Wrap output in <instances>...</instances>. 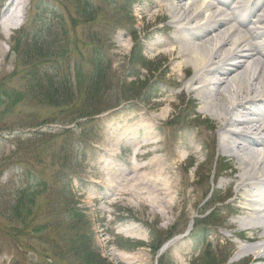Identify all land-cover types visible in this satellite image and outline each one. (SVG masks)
<instances>
[{
    "label": "rangeland",
    "instance_id": "obj_1",
    "mask_svg": "<svg viewBox=\"0 0 264 264\" xmlns=\"http://www.w3.org/2000/svg\"><path fill=\"white\" fill-rule=\"evenodd\" d=\"M9 1L0 0V21ZM132 1L135 3H132L129 14L126 6ZM23 2L26 6L24 22L11 29L8 38L3 36L0 25V91L25 90L23 78L26 67L19 65L11 49L16 34L20 29L27 28L35 9L45 4L51 5L62 15L64 23L68 22L72 12L70 5L62 12L64 0ZM165 2L95 0L98 12L90 31L101 36L105 42V56L111 67L109 109L70 124L58 117L60 114L57 109L40 106L38 102L27 98L14 103L3 117L6 130H3V136L0 135V189L5 191V199L0 198V209L5 208V212L0 217V264H45L57 249L63 250V239L68 227L64 211L61 213V222L52 228L49 227L48 216L37 217L27 225L9 215L12 200L10 190L19 187L18 179L14 184L16 174L37 183L39 180L44 182L45 192L36 200L34 209L39 205L41 211H50L49 207L52 206L66 210L70 200L69 191L83 213L84 220L91 225L94 250L110 264H155L157 252L152 254L145 247L128 252L123 249L125 244L121 241L149 243L150 228L166 232L164 236L171 235L174 238L165 251L173 264H201L202 256L207 254L215 257V264H264L263 260L237 262L239 245H247L235 238L231 230L222 227L223 223L231 224L237 220V217L230 215L232 210L237 209L238 202L235 204L232 198L226 201L228 197L223 196L228 181L223 174L234 171L236 165L229 158L218 154V122L206 112L199 111L197 97L194 94L187 96L185 91L183 93L182 85L170 87L169 83L176 78L172 80L171 71L164 60L153 59L151 45L156 40L170 37L174 30L167 18L154 22L149 20L150 17L155 18L156 14L152 6ZM252 5L258 13L264 7V0ZM83 29L84 26H77L78 41L84 36ZM84 49L82 53L87 57L88 49ZM71 50L75 52V48ZM137 51L141 53L137 55ZM74 57L71 59L76 61ZM148 84H153L149 99L144 96L148 95L145 93ZM173 93H183V96L174 98ZM165 96L176 106L166 107L171 116L158 126L151 119L160 118L158 112L163 107L156 105ZM2 111L3 107H0ZM173 117V121L167 122ZM194 117L197 119L191 120ZM30 126L35 129H28ZM202 126L209 148L202 149L198 143L186 144L191 139V129ZM27 130L41 132L46 137L49 147L44 154L45 168L36 161L23 160L25 154L13 156L17 147L15 137L18 138L19 132L25 133ZM8 133L12 137H7ZM149 141H161L158 148H163L165 153L172 146L175 147L178 155L175 161L186 166L183 174L194 182L186 188L181 187L179 183L182 176L177 175L178 185L174 194L184 190L178 197L186 196L195 201L192 208L190 202L183 208L178 202L173 211L169 207L157 209L152 202L150 192L154 190L153 180L165 179V173H170L173 162L162 151L153 154L152 147L144 145ZM32 147L31 143L26 144L28 150ZM135 154L139 156L138 160L134 158ZM138 184L143 185L140 193L136 188H139ZM122 188L132 190L120 195L118 192ZM224 201L226 204L222 203ZM186 209L189 215L185 213ZM205 216H209L206 222ZM38 224L46 228L36 232ZM212 230L220 236L216 238ZM205 235L211 241L208 245L203 239ZM51 253L52 257H49ZM225 259L229 261L224 263Z\"/></svg>",
    "mask_w": 264,
    "mask_h": 264
},
{
    "label": "bare ground",
    "instance_id": "obj_2",
    "mask_svg": "<svg viewBox=\"0 0 264 264\" xmlns=\"http://www.w3.org/2000/svg\"><path fill=\"white\" fill-rule=\"evenodd\" d=\"M165 1L152 6L156 14L149 20L167 18L174 30L170 37L156 40L151 45L153 59L164 60L172 80L176 78L169 83L170 87L182 85L183 93L197 97L199 111L206 112L218 122V154L236 165L234 171L223 174L228 178L223 196L232 198L233 202L240 201L242 206L231 211V215L242 218L235 223H223L222 227L231 230V234L242 243H250L249 246L239 245L238 254H242L239 261H264V43L253 42L257 36L264 37V7L255 14L252 4L258 0ZM4 11L0 25L3 36L8 38L9 31L24 22L26 6L23 0H11ZM250 18H254L263 34L248 28ZM166 43L169 44L163 48ZM183 93H173L172 96L181 98ZM156 106L163 107L158 112L160 118L153 117L151 121L160 126L171 116L166 107H175L176 104L165 96ZM173 120L174 117L167 122ZM203 129V126L191 129L192 136L186 144L198 143L202 149L209 148ZM160 143L149 141L144 144L152 147L153 154L162 151L173 162L165 179L153 180L152 202L157 209L169 207L173 211L178 202H181V208L190 202L192 208L195 201L186 196L178 197L184 190L177 191V195L174 192L178 185L177 175L182 176L179 185L184 188L193 185L194 180L184 176L186 166L175 161L178 158L175 147L165 153L163 148H158ZM134 158L138 160L139 156L135 154ZM138 185L136 188L140 193L143 185ZM131 188H122L118 194L125 195ZM185 213L190 214L187 209ZM249 229H252L251 234L243 233ZM208 232L210 234L209 229ZM212 232L216 238L220 236L216 231ZM205 239L206 245L211 242L208 236Z\"/></svg>",
    "mask_w": 264,
    "mask_h": 264
},
{
    "label": "trees",
    "instance_id": "obj_3",
    "mask_svg": "<svg viewBox=\"0 0 264 264\" xmlns=\"http://www.w3.org/2000/svg\"><path fill=\"white\" fill-rule=\"evenodd\" d=\"M64 2L62 12L65 11L66 6H71L72 12L68 22L64 23L62 15L57 13L55 7L45 4L35 9L27 28L20 29L16 34L11 52L16 56L19 65L26 67V75L23 78L25 90L0 91V107L4 110L0 112L1 136H3V130H6L3 117L14 103L27 98L38 102L40 106L57 109L60 114L58 117L70 123L95 116L111 107L108 95L112 91L109 73L111 67L105 56V42L101 36L90 31L98 12L95 8V0H64ZM133 2L135 3L132 1L126 6L129 14H131ZM80 25L84 26V36L78 41L76 30ZM84 47L88 49L87 57L83 55ZM71 48H75V52ZM73 56H76L74 57L76 61L71 59ZM116 87L121 90L120 86L116 85ZM152 88L153 84H148L145 88V93L148 95L144 96H147V99L151 98L149 92ZM6 136L12 137V134L8 133ZM17 136L18 138L14 139L17 147L13 156L25 154L23 160L29 159L43 165L45 149L49 147L45 135L36 132L27 134L26 137L23 134H17ZM22 137H24L23 140H21ZM27 143H31L34 147L28 150ZM23 171L30 173L28 170ZM16 175L20 185L10 190L12 200L9 215L17 218L18 222L22 220L28 225L36 217L46 216L49 213L51 218H57L54 221L50 219L49 227H56L61 222L59 218L61 211L56 213L55 210L54 213L42 214L40 209H34L36 199L45 191L43 182L39 180L37 183L26 176ZM4 194L5 191L0 189L1 199H5ZM4 212L5 208H1L0 217ZM68 217L71 225L68 227V235L63 239V250L57 249L53 257L51 253L49 257L52 258L48 259L46 264H110L94 250L93 234L87 223L82 221L80 213L76 209H71ZM8 218L13 221L10 217ZM73 225L78 226L77 229ZM45 228L38 224L35 231L42 232ZM150 231L151 240L148 244L121 240L125 244L123 249L132 251V249L146 246L154 254L164 242L171 238V235L164 236L166 232L151 228ZM205 238L206 236L203 237L206 241ZM201 261V264L216 262L212 254L202 256ZM157 263L173 264L168 252L159 257Z\"/></svg>",
    "mask_w": 264,
    "mask_h": 264
}]
</instances>
